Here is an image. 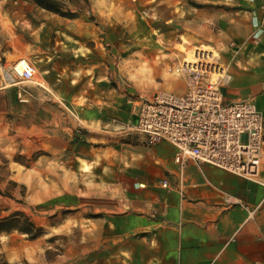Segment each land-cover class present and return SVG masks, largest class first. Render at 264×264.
<instances>
[{
	"label": "rangeland",
	"instance_id": "obj_1",
	"mask_svg": "<svg viewBox=\"0 0 264 264\" xmlns=\"http://www.w3.org/2000/svg\"><path fill=\"white\" fill-rule=\"evenodd\" d=\"M61 1L77 18L0 0V67L29 61L65 106L34 84L0 90V221L13 219L0 233V264H133L132 238L123 246L117 224L85 198L108 186L116 194L125 146L141 144L122 127L132 126L141 103L177 91L174 83L186 88L172 74L191 47L212 46L231 79L245 73L261 24L233 0ZM230 87L232 80L221 86L225 98ZM17 214L36 237L21 232Z\"/></svg>",
	"mask_w": 264,
	"mask_h": 264
},
{
	"label": "crops",
	"instance_id": "obj_2",
	"mask_svg": "<svg viewBox=\"0 0 264 264\" xmlns=\"http://www.w3.org/2000/svg\"><path fill=\"white\" fill-rule=\"evenodd\" d=\"M233 1L241 7L239 13L256 17L261 26L252 31L246 72L232 77L229 98L221 93L227 102L246 98L264 119V0ZM2 83L0 90L5 89ZM174 86L173 94L186 90L178 89L182 83ZM137 136L141 144L125 146L127 167L119 166L125 176L116 194L108 186L103 196L85 197L92 212L117 224L123 246L132 238L133 264H264V166L253 181L209 165L189 162L180 167L172 145L161 141L150 146Z\"/></svg>",
	"mask_w": 264,
	"mask_h": 264
},
{
	"label": "built area",
	"instance_id": "obj_3",
	"mask_svg": "<svg viewBox=\"0 0 264 264\" xmlns=\"http://www.w3.org/2000/svg\"><path fill=\"white\" fill-rule=\"evenodd\" d=\"M203 65V69L184 71L182 95L161 92L141 103L136 122L124 131L144 136L149 144L172 145L174 162L180 167L193 162L256 180L264 166V119L250 102L225 101L221 86L231 77L225 74L211 81V64ZM12 71L17 84L35 77V68L27 60L16 63Z\"/></svg>",
	"mask_w": 264,
	"mask_h": 264
},
{
	"label": "bare ground",
	"instance_id": "obj_4",
	"mask_svg": "<svg viewBox=\"0 0 264 264\" xmlns=\"http://www.w3.org/2000/svg\"><path fill=\"white\" fill-rule=\"evenodd\" d=\"M21 61H26V60L23 58H17L12 61V64L9 67H6V68L0 67V74L2 77V81L4 82L5 88H12L14 86L21 85V84L23 85L24 84H34V85L41 87L46 92H48L54 98L56 102H58L62 107L65 108L60 98L48 88L45 82L41 80L37 81L36 80L37 78L34 77L31 80L22 82L21 84L16 83V80H14V77H13L12 68L14 65H16V63L21 62ZM220 61H221V58L219 54H217L214 51H204V50H199L194 47H191L188 50V53L186 54V60L182 64H179L177 66V68L173 71L172 76L175 77L174 81L177 79V77L182 79L183 81H186L185 79L186 75L184 71L186 70L195 71V70H199L201 67L203 69L204 68L203 64L206 63L207 65L211 64V67H210V72L212 74L211 81H215L217 79L224 78L226 74V68L222 64H220ZM34 72L36 75V71ZM167 82L169 86L168 89H171L172 88L171 86H173L172 85L173 81L167 80ZM123 129H127V127L124 125L122 127V130Z\"/></svg>",
	"mask_w": 264,
	"mask_h": 264
},
{
	"label": "trees",
	"instance_id": "obj_5",
	"mask_svg": "<svg viewBox=\"0 0 264 264\" xmlns=\"http://www.w3.org/2000/svg\"><path fill=\"white\" fill-rule=\"evenodd\" d=\"M22 1H30L34 3L37 7H39L42 10H45L47 12H51L55 15H58L63 18L67 19H75L77 18V13L66 9V7L63 4V1L61 0H22ZM17 217H22L24 219L25 223V229H22L21 232L28 234L31 236V238L36 237L34 234H32L31 230L34 229L31 222L28 221V219L23 214H17ZM13 222V219H3L0 221V233L7 232L11 228V224Z\"/></svg>",
	"mask_w": 264,
	"mask_h": 264
}]
</instances>
